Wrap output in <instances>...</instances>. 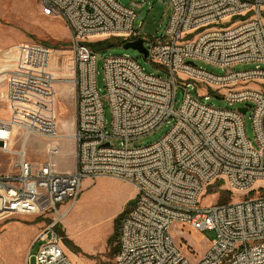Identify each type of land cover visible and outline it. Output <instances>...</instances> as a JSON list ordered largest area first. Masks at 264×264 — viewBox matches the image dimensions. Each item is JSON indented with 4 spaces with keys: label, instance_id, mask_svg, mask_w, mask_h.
Listing matches in <instances>:
<instances>
[{
    "label": "built area",
    "instance_id": "2783aa9c",
    "mask_svg": "<svg viewBox=\"0 0 264 264\" xmlns=\"http://www.w3.org/2000/svg\"><path fill=\"white\" fill-rule=\"evenodd\" d=\"M38 1L45 15L61 17L71 33L76 167L58 170L60 147L52 142L43 163L27 161L22 152L16 171L0 175V219L56 214L34 238L35 264H74L57 231L59 204L75 202L82 180L100 176L129 181L137 190L121 222L115 264H264V186L255 185L264 180V0H168L171 14L163 34L143 37L147 57L165 76L145 72L129 55H111L103 63V94L90 41L140 37L135 10L116 0ZM56 52L38 42L14 45L10 68L2 72L0 100L7 117L0 116V149L8 152L14 128L24 141L58 137ZM198 60L257 65L216 75ZM199 86L252 110L257 146L245 134L241 107L206 104L191 93ZM177 88L184 95L175 109ZM105 101L112 111L110 130ZM170 119L171 129L158 141L130 146ZM212 185L223 186L230 199L201 205L203 191ZM235 191L243 198L233 200ZM178 223L216 232L199 259L191 260L176 243L172 229Z\"/></svg>",
    "mask_w": 264,
    "mask_h": 264
},
{
    "label": "rangeland",
    "instance_id": "374dc122",
    "mask_svg": "<svg viewBox=\"0 0 264 264\" xmlns=\"http://www.w3.org/2000/svg\"><path fill=\"white\" fill-rule=\"evenodd\" d=\"M126 7L133 8L136 12L134 22L135 29L141 37L151 38L163 34L171 14L168 0H116ZM264 17V11L262 12ZM104 46L97 50V84L101 93H105V79L103 63L106 57L111 55H129L137 59L144 71L150 74L165 76L162 68L148 57H144L133 48H124L123 39L114 36L92 38L90 45L94 48ZM38 42L55 50L56 64L61 73H66V80L72 75L71 33L65 21L59 16L45 15L38 0H0V71L10 68L9 55L5 51L19 43ZM149 45L147 42L145 43ZM9 54V53H7ZM53 61L55 59L53 58ZM52 61V62H53ZM208 72L216 75L225 74L228 71H243L254 68L257 63L247 61L228 67L218 66L202 60L196 61ZM264 83V80H261ZM257 87V85H252ZM4 86L0 87V95ZM198 92V93H197ZM56 100V112L58 118V133H73L76 103L72 84H61ZM191 93L200 101L211 106L235 110L242 106L241 103H231L225 98L216 97L211 90H205L202 86L191 88ZM209 96H199L198 94ZM183 91L177 88L174 108L178 109L183 100ZM252 110L249 109L243 116L245 134L253 146H257L255 133L251 119ZM0 116L7 117V110L0 100ZM104 117L106 129H111L112 111L109 103H104ZM61 120L69 123L67 128L60 129ZM173 120L165 121L153 132L133 140L131 147H140L152 144L163 137L172 127ZM13 139L8 146V152L0 149V175L14 173L16 164L20 159L19 151L22 148L24 134L20 129L13 130ZM57 142L65 143L67 152L55 155L58 167L66 168L76 162L74 151L75 141L72 138ZM56 141V140H55ZM44 138L31 136L25 142L26 160L32 163H43L47 159V145L52 143ZM56 143V142H55ZM116 145L117 141L114 142ZM256 186H264V180L258 181ZM129 187L135 190V186L126 180L114 176H100L84 178L81 185V193L77 200L59 204V213L64 216L59 218L57 231L63 237L64 246L74 264H115V255L119 243L120 227H115L116 221L122 222L123 216L133 207V203L124 202L128 196ZM264 192V188L260 189ZM243 194L234 192L232 199L239 200ZM230 199L223 186L212 185L203 191L199 203L210 205L223 203ZM56 214L46 216L14 215L0 219V264H35V253L39 244L34 238ZM121 225V224H120ZM117 231V234H116ZM172 235L184 254L191 260L199 259L216 238L214 230L200 231L188 225L178 223L172 229Z\"/></svg>",
    "mask_w": 264,
    "mask_h": 264
},
{
    "label": "crops",
    "instance_id": "0c3cea01",
    "mask_svg": "<svg viewBox=\"0 0 264 264\" xmlns=\"http://www.w3.org/2000/svg\"><path fill=\"white\" fill-rule=\"evenodd\" d=\"M14 50V46H12V47H10V48H8L6 51H5V54L8 56L9 55V58H12V59H9V61H11L12 62V60H13V56H12V54H11V52ZM7 53H9V54H7ZM57 56V55H56ZM55 57V56H54ZM57 63V62H56ZM57 65V64H56ZM4 71V70H3ZM3 71H0V87H2L3 86V77H2V72ZM56 75L58 76V90L59 89H61V84H64V86L66 87V84H71L68 80H66V79H64V78H66V73H61L60 71H59V69H58V67H56ZM58 95H59V93H58ZM58 97V96H57ZM63 126H65V127H67V128H70L69 126V123L68 122H66L65 120H61V123H60V129H63ZM67 136H70V137H68L69 139L70 138H72V133L68 130V133H60L59 135H58V137L57 138H61V140H63V138L64 139H67ZM56 140V141H55ZM55 140H53V142H56L58 145H59V147H60V150H59V152L58 153H65V152H67V149H64L65 148V143H64V141L62 142L61 141V143L59 142H57V139H55ZM25 142L26 141H24L23 140V143H22V150L20 149L19 151H16L18 154H20L21 152H24L25 151ZM26 152V151H25ZM57 153V154H58ZM56 161V160H55ZM56 164H57V162H56ZM75 167H76V162H75V164L73 165H70V166H68V167H66V168H60V167H58V165H57V168H58V170L59 171H62V172H70V171H73L74 169H75ZM129 182V181H128ZM129 192H128V196H127V198H126V200H125V202H124V204L126 205L128 202H130V201H132V199L133 198H135L136 199V194H137V190H136V188H135V190H133V189H131V187H129V190H128ZM126 215V214H125ZM118 250V249H117ZM22 264H25V263H23L22 262ZM27 264V263H26Z\"/></svg>",
    "mask_w": 264,
    "mask_h": 264
},
{
    "label": "water",
    "instance_id": "95a60500",
    "mask_svg": "<svg viewBox=\"0 0 264 264\" xmlns=\"http://www.w3.org/2000/svg\"><path fill=\"white\" fill-rule=\"evenodd\" d=\"M145 42H146V39H144L143 37L140 36V37L136 38L135 40L125 41L123 43V47L124 48H133V49L139 51L144 57H147L148 56V50L145 46ZM247 109H248V106L239 108V110L243 114H245L247 112Z\"/></svg>",
    "mask_w": 264,
    "mask_h": 264
},
{
    "label": "trees",
    "instance_id": "16d2710c",
    "mask_svg": "<svg viewBox=\"0 0 264 264\" xmlns=\"http://www.w3.org/2000/svg\"><path fill=\"white\" fill-rule=\"evenodd\" d=\"M97 43H100L101 45L94 47L95 50H99L100 48H102V47L104 46V42H103V41H99V42H97ZM132 203H133V200L129 202L130 205H131ZM123 218H124V216H123ZM123 218H122V219H123ZM120 224H121V222H119V220H117V221H116V224H115L116 230H117V227H118V226H119V227L121 226ZM116 234H117V231H116Z\"/></svg>",
    "mask_w": 264,
    "mask_h": 264
},
{
    "label": "bare ground",
    "instance_id": "6f19581e",
    "mask_svg": "<svg viewBox=\"0 0 264 264\" xmlns=\"http://www.w3.org/2000/svg\"><path fill=\"white\" fill-rule=\"evenodd\" d=\"M68 137H70V136H67V139L69 140ZM21 150H22V149H21ZM24 152H25V151H24ZM20 154H22V152H21ZM62 216H64V213H60V215H58V217H62Z\"/></svg>",
    "mask_w": 264,
    "mask_h": 264
}]
</instances>
